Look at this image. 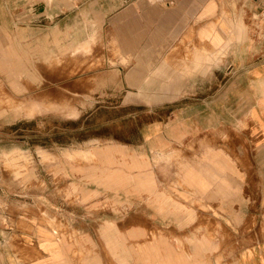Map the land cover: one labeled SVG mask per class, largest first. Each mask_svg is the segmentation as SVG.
Returning a JSON list of instances; mask_svg holds the SVG:
<instances>
[{"label": "crops", "instance_id": "crops-1", "mask_svg": "<svg viewBox=\"0 0 264 264\" xmlns=\"http://www.w3.org/2000/svg\"><path fill=\"white\" fill-rule=\"evenodd\" d=\"M247 4L264 26V0ZM15 8V0H0V48L6 46L0 64L10 73L16 57L27 65L37 54V71L54 74L48 89L62 98L64 87L85 88L89 74L127 73L131 83L136 73L163 71L161 49L192 20L216 13V1H39L37 14L25 2L22 21ZM200 35L214 50L195 48L185 70L231 54L235 41L247 39L239 21L225 31L202 27ZM259 55L255 64L239 67L225 92L217 86L199 103L187 95L154 102L146 119L133 113L109 118L102 133L64 147L65 156L92 161H78L87 179L72 172L61 179L62 190L76 186L71 200L115 202L114 209H71L76 221L55 230L41 223L3 227L0 264H126L134 248L128 239L148 233L153 236L134 255L136 264H264V49ZM148 59L155 63L150 68ZM67 74L83 75L68 80Z\"/></svg>", "mask_w": 264, "mask_h": 264}, {"label": "rangeland", "instance_id": "rangeland-1", "mask_svg": "<svg viewBox=\"0 0 264 264\" xmlns=\"http://www.w3.org/2000/svg\"><path fill=\"white\" fill-rule=\"evenodd\" d=\"M15 1V17L19 21L24 17L22 7L25 2H30L31 10L36 14L39 1L54 5V0ZM215 1L216 13L201 21L192 20L177 40L166 43L161 49L157 59L163 71L136 73V81L131 83L127 82V73L106 74L104 79L102 74L93 73L89 74L85 88L72 90L64 87L63 96L59 98L48 89L56 84L54 74L37 71V54L32 53L27 65H24L22 56L16 57L10 73L3 69L5 62L3 66L0 64V230L40 223L55 230L76 221L69 213L71 209H105L109 205L114 209L115 202L71 200L72 196L77 197L76 186L69 184L65 191L62 190L65 185H61V179H70L72 172L75 177L79 175V178L87 179L86 174L78 170V161L84 165L92 161L83 156L67 157L62 153L63 148L78 146L102 133V124L109 118L128 113L145 118L147 110L156 108L154 102L187 95L191 101L199 103L200 98L214 93L217 86L223 87L221 90L225 92L228 83L241 74L239 67L258 62L264 49V26L249 12L247 0ZM238 21L245 25L247 39L243 37L235 41L231 54L228 52L219 58L216 55L215 60L208 59L203 67L183 68V62L188 61L195 48L206 44L208 49L212 47L211 51L214 50L210 41L201 37L202 27L216 24L225 31L228 23L234 25ZM1 49L5 51L6 46ZM19 53H22V46ZM153 64L148 59L146 68ZM81 75L67 74L66 78ZM202 80H206V86L198 88V82ZM196 83L197 87H194ZM129 102L136 104L125 105ZM181 102L183 99L165 104L164 110ZM66 234L76 236V233ZM165 235L172 240V234ZM0 236L6 234L0 232ZM152 236L148 233L138 240L128 239V247L134 248H128L126 264H136L134 255ZM243 251L239 249L240 254Z\"/></svg>", "mask_w": 264, "mask_h": 264}]
</instances>
